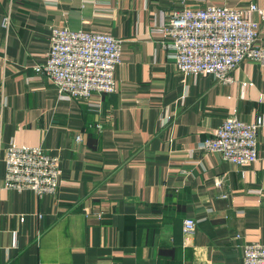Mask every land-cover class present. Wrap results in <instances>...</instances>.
Masks as SVG:
<instances>
[{"label":"crops","instance_id":"crops-1","mask_svg":"<svg viewBox=\"0 0 264 264\" xmlns=\"http://www.w3.org/2000/svg\"><path fill=\"white\" fill-rule=\"evenodd\" d=\"M250 3L264 7V0H0V264H244L242 245L264 243V195L253 192L264 194V126L255 164L198 147L232 108L244 121L264 115V58L243 61L231 84L184 75L159 28L173 10ZM253 17L264 51V17ZM54 27L122 41L115 92L59 97L35 71ZM14 142L41 143L60 157L56 194L2 189ZM186 217L197 220L188 235Z\"/></svg>","mask_w":264,"mask_h":264},{"label":"built area","instance_id":"built-area-1","mask_svg":"<svg viewBox=\"0 0 264 264\" xmlns=\"http://www.w3.org/2000/svg\"><path fill=\"white\" fill-rule=\"evenodd\" d=\"M264 7L250 3L248 8L207 5L204 8L173 10L162 19L159 34L169 46L178 70L184 75H212L223 83H235L233 75L245 60L264 58L259 44L260 20ZM10 23L6 17L3 24ZM122 41L108 33L54 27L50 49L44 63L35 71L46 76L61 99L88 100L93 93L108 94L117 90L115 71L121 63ZM245 89L252 87L244 83ZM264 126V115L244 121L232 108L214 133L204 139L199 149L218 152L238 165L259 161L258 132ZM99 129L102 125L98 124ZM77 140L82 139L77 135ZM60 157L47 152L41 143L28 145L14 142L6 150V176L2 189H32L37 194H56L60 183ZM220 184L221 181H218ZM260 195L263 188L253 190ZM92 210L85 207V213ZM102 217L101 211H94ZM197 220L186 217L183 230L191 234ZM244 264H264V243L253 241L242 245Z\"/></svg>","mask_w":264,"mask_h":264}]
</instances>
